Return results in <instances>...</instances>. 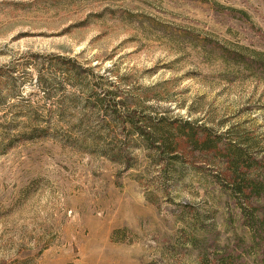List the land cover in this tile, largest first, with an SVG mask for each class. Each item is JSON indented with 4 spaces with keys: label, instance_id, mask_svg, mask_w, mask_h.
Listing matches in <instances>:
<instances>
[{
    "label": "rangeland",
    "instance_id": "374dc122",
    "mask_svg": "<svg viewBox=\"0 0 264 264\" xmlns=\"http://www.w3.org/2000/svg\"><path fill=\"white\" fill-rule=\"evenodd\" d=\"M0 264H264V0H0Z\"/></svg>",
    "mask_w": 264,
    "mask_h": 264
}]
</instances>
